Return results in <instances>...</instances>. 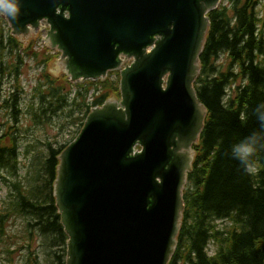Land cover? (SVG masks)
Here are the masks:
<instances>
[{"label":"water","instance_id":"95a60500","mask_svg":"<svg viewBox=\"0 0 264 264\" xmlns=\"http://www.w3.org/2000/svg\"><path fill=\"white\" fill-rule=\"evenodd\" d=\"M17 2L14 20L3 15L10 35L26 43L45 21L70 82L119 72L120 99L91 109L57 157L64 264H168L206 117L193 84L220 0Z\"/></svg>","mask_w":264,"mask_h":264},{"label":"trees","instance_id":"16d2710c","mask_svg":"<svg viewBox=\"0 0 264 264\" xmlns=\"http://www.w3.org/2000/svg\"><path fill=\"white\" fill-rule=\"evenodd\" d=\"M260 7L264 9V0H227L226 5L207 14L209 27L199 55L201 69L193 84L206 117L192 147L182 224L168 264H264V18L259 16ZM35 41L24 46L0 28V110L9 112L6 132L0 130V167L12 175L18 171L19 102L25 97L20 77L28 62L40 70L34 93L26 102L34 122L71 106L68 118L75 112L81 114L73 122L79 120L82 128L91 108L119 97L117 73H109L103 81L75 84L64 74L53 76L49 65L58 53L46 47L34 51ZM220 55L225 57L224 66L217 63ZM3 80L9 82L7 89ZM67 87L77 88L72 97ZM254 133L260 137L252 158L254 170H246L234 158L233 147ZM70 142L58 148L46 142L47 153L34 155L38 167L33 185L28 189L19 183L9 186V203L0 210V237L11 218L22 217L28 233L38 232L46 239L51 235L47 247L60 250L51 251L55 264H64L67 238L55 207L53 182L57 157ZM3 180L6 183L7 178ZM225 221L230 225L218 229V222ZM209 244L215 247L212 255L208 254Z\"/></svg>","mask_w":264,"mask_h":264},{"label":"rangeland","instance_id":"374dc122","mask_svg":"<svg viewBox=\"0 0 264 264\" xmlns=\"http://www.w3.org/2000/svg\"><path fill=\"white\" fill-rule=\"evenodd\" d=\"M227 4V0H220L219 6H224ZM259 9V16L264 18L263 7ZM0 28L4 31H9L10 29L7 22L0 15ZM36 39L37 43L33 50H40L44 43L42 42V34L37 32L30 33L29 40ZM47 45V44H46ZM218 65H225L224 55H220L218 59ZM23 73L20 77L21 84L25 91L24 101L19 102L20 112L18 114V128L20 130L19 138L16 142V152L18 171L14 175L9 174V169H1L0 167V210L3 209L9 199L7 197L8 187L12 184L19 183L23 187H28L33 185V179L35 177V168L38 167V162L34 160V155L44 156L47 153V147L44 145L46 142L53 144L54 148H58L62 145L67 144L78 134L80 130V122L76 120L73 122L74 117L80 119L81 114L75 112L71 119H69V110L71 106H66L63 108L64 112L57 113L58 115L53 116L52 114H47L41 118L39 122L32 121V116L30 114V108H26V102H30V95L34 90L33 88L38 83L39 69H37L31 62H28L26 67L22 69ZM49 73L53 76H58L62 73V69L56 62H52L49 65ZM114 78V77H113ZM116 78V76H115ZM3 87L8 88V80H3ZM239 85L238 83L234 84ZM70 91V96L72 97L74 92L77 91L76 87L70 89L67 87V91ZM28 107V106H27ZM74 109H77L75 107ZM66 112L67 116H66ZM9 112L5 109L0 110V130L4 133L7 130L9 124ZM53 116V117H52ZM6 143V140L4 141ZM5 146V145H4ZM3 178H7L6 183ZM230 225L229 221L218 222V229H224ZM49 240L51 235H46ZM47 239L37 233H28L26 231V221L22 217L11 218L6 224V232L4 236L0 237V264H30L32 261L35 264H55L53 250L47 247ZM208 253L213 254L215 247L209 244ZM12 252L9 254V252ZM54 251H60L59 248ZM59 253V252H58Z\"/></svg>","mask_w":264,"mask_h":264},{"label":"clouds","instance_id":"9594fccd","mask_svg":"<svg viewBox=\"0 0 264 264\" xmlns=\"http://www.w3.org/2000/svg\"><path fill=\"white\" fill-rule=\"evenodd\" d=\"M19 11L17 0H0V15H5L9 19L14 20L19 14ZM261 124L264 126V118H261ZM259 140L260 137L258 134L254 133L252 136L233 147L234 158L245 165L246 170H254L251 168V164L252 158L256 155Z\"/></svg>","mask_w":264,"mask_h":264},{"label":"bare ground","instance_id":"6f19581e","mask_svg":"<svg viewBox=\"0 0 264 264\" xmlns=\"http://www.w3.org/2000/svg\"><path fill=\"white\" fill-rule=\"evenodd\" d=\"M195 88V87H194Z\"/></svg>","mask_w":264,"mask_h":264}]
</instances>
